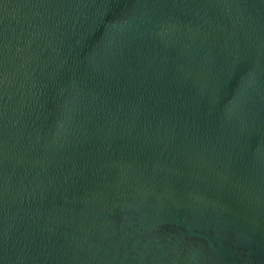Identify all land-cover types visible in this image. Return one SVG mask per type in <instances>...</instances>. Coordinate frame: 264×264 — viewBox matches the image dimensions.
<instances>
[{
    "label": "water",
    "instance_id": "water-1",
    "mask_svg": "<svg viewBox=\"0 0 264 264\" xmlns=\"http://www.w3.org/2000/svg\"><path fill=\"white\" fill-rule=\"evenodd\" d=\"M0 264H264V0H0Z\"/></svg>",
    "mask_w": 264,
    "mask_h": 264
}]
</instances>
